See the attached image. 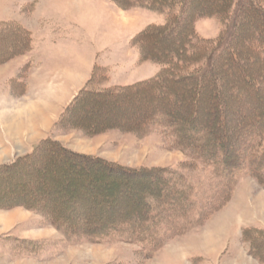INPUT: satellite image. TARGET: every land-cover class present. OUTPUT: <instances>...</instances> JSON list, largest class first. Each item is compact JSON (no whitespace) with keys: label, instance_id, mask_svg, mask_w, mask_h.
<instances>
[{"label":"rangeland","instance_id":"1","mask_svg":"<svg viewBox=\"0 0 264 264\" xmlns=\"http://www.w3.org/2000/svg\"><path fill=\"white\" fill-rule=\"evenodd\" d=\"M212 1L207 0V4ZM147 3L124 8L115 0H0V21H11L20 34L28 33L29 49L32 46L35 49L32 52L37 55L36 61L38 53L45 49L44 57L48 61L47 79L35 86L30 97L23 95L22 77L28 68L25 56L19 54L9 59L13 60L9 69H4L7 61L0 64V78L10 77L8 85L12 90L11 97L0 99V135L11 136L16 143L14 136L17 135L29 137V141L34 139L29 151L16 152L0 165L32 151L43 139L52 140L67 153L82 158L83 162H76L67 172L55 175L57 168L65 162L61 156L62 161L56 162L55 167L40 170V173L54 179L56 187L66 184V190L83 188L90 192V199H95L91 212L97 214V222L104 220L103 214L108 208L114 216L132 209L138 202L133 194L150 190L153 180L145 177L146 185L141 189L135 185L139 177L129 176L122 189L111 196H101L102 192L86 185V179L102 184L100 186L105 190L113 180L123 178L116 171L106 172V166L120 168L126 175H131L129 173L135 169L171 168L192 175L196 187L202 186L199 181L202 183L206 174L197 163L189 167V158L166 141L160 128L139 134L117 125L121 122L130 125L139 119L142 103L95 107L91 104L95 98L76 99L85 88L103 90L130 85L157 74L161 65L151 59H142L132 43L133 37L146 24H164L166 20L167 12L151 9ZM234 10L235 5H232L226 17L230 18ZM227 18L212 15L196 19L193 24L197 37L216 40L224 32ZM183 24L181 22L178 27ZM252 27L249 24L246 32ZM175 36L176 30L167 40L174 41ZM77 66L81 68L79 74L74 71ZM160 96L163 95L154 99H160ZM257 101L251 102V107L264 106V96L258 97ZM77 102L81 108L73 109L71 105ZM201 106L202 110L206 109L203 104ZM176 108L179 111V105ZM181 113L185 115L186 112L182 110ZM240 115L234 114L231 118L237 121ZM95 125L103 128L93 133L91 129ZM234 132L229 129L230 134ZM87 159L92 163H85ZM103 163L106 166L103 167ZM29 164L34 166L35 163L31 160ZM29 164H25L23 170L19 169V173L8 176L9 179L3 177L0 192L13 182L30 178L26 171ZM83 169L86 172L79 180L71 185L66 183ZM232 194L234 197L231 195L224 207L204 216L200 224L190 229L193 231L190 236L167 239L151 254L136 243L68 240L43 213L22 206L0 208V238L12 235L23 238L13 241L8 251L10 258L0 248V264H234L239 260L243 261L239 264H254L248 258L251 247L256 245L261 251L264 247V187L247 174L239 173ZM59 195L53 203H65V195L61 192ZM128 198L132 204H128ZM243 251L247 252L245 256ZM239 254L241 259L236 262L235 257Z\"/></svg>","mask_w":264,"mask_h":264},{"label":"trees","instance_id":"2","mask_svg":"<svg viewBox=\"0 0 264 264\" xmlns=\"http://www.w3.org/2000/svg\"><path fill=\"white\" fill-rule=\"evenodd\" d=\"M115 1L124 8L148 2L151 9L167 12L164 24L147 25L132 39L141 58L151 59L161 68L156 75L130 85L103 90L85 88L76 99L95 98L91 103L95 107L142 103L139 119L130 125H117L139 134L160 128L166 141L189 158V167L197 163L206 170L203 182L199 181L202 186L194 185L192 175L171 168L135 169L126 175L120 168L103 163L106 172L116 171L123 178L113 180L105 190L102 184L86 179V185L102 192L101 196H111L122 189L129 176L139 177L135 185L141 189L146 185L145 177L153 180L150 190L133 194L138 202L132 209L114 216L108 208L104 220L97 222V214L91 212L95 199H90V192L83 188L66 190V184L56 187L54 179L40 173L55 167L63 156L65 162L56 167L55 175L83 162L46 138L32 151L0 165L1 183L3 177L9 179L19 173L31 160L35 163L25 168L30 178L3 188L0 208L22 206L43 213L68 240L136 243L151 254L165 240L186 234L204 216L224 207L231 198L237 174L245 173L264 187V106L251 107V102L255 104L258 97L264 96V0H213L210 4L207 0ZM232 5L235 10L227 18ZM212 15L228 19L224 32L213 41L197 37L194 21ZM181 22L184 24L179 28ZM249 24L252 30L246 32ZM14 25L0 21V64L29 50V34H20ZM175 30V40H167ZM158 95L163 96L154 99ZM175 105H179V111ZM71 107L79 109L81 104ZM239 113V120L231 118ZM101 128L95 125L91 132ZM229 129L235 132L230 134ZM84 161L92 163L91 159ZM85 172L83 169L74 174L66 183L74 184ZM59 192L65 195V203H53L60 198ZM126 201L133 203L129 198ZM262 250L255 245L249 254L264 263V247Z\"/></svg>","mask_w":264,"mask_h":264},{"label":"crops","instance_id":"3","mask_svg":"<svg viewBox=\"0 0 264 264\" xmlns=\"http://www.w3.org/2000/svg\"><path fill=\"white\" fill-rule=\"evenodd\" d=\"M33 50H35V49L32 46L31 50L29 49V51H27V52H25V53H23L21 55V56H23V55L25 56L24 57L25 60H26L25 64H28V68H27L26 72L24 73V76L22 77L23 78V83L25 84L23 86V93H24L23 95H24V97H30V95L32 94L35 86L37 84L41 85L42 83H45V79H47L45 75L48 72V68H47V64H46V63H48V61L44 57V53L46 54V51H45L46 49L44 51L43 50L40 51V54L38 53V55H39L38 61H36L37 60V57H36L37 55L34 52H32ZM35 57H36V59H35ZM12 62H13V60L7 61L4 64V67H5L4 69H9V66H11ZM80 70H81V68L79 66H77V68H75L74 71H76L79 74ZM1 79L2 78H0V80ZM2 80H3V82L2 83L0 82V99L1 98H9L12 95L11 86L8 85V83H10V77H8V78L7 77L6 78L3 77ZM65 82L67 83V80H65ZM6 83H7V85H6ZM19 136L20 135L14 136L15 139H17V143H16L11 136L5 137V136L0 135V152H2V159L0 160V162L2 160H4L5 158H7V157H11L12 154H14L16 152L17 153H21L22 151H25L27 149L29 151V149H30V147L32 145L31 142H33L34 139L32 141H29L28 140L29 137L25 138L24 135H22L19 138ZM6 163H8V162H6ZM232 196H233V194H232ZM191 233H193V231L187 232L186 234L180 236V238L185 237V236H190ZM19 238H21V237L20 236H16V235H12L11 237L3 236L2 238H0V248H2L3 251L7 252L6 253L7 257L10 256L8 251H10L9 248L13 244V241H17V239H19ZM10 239H12V240L10 241ZM21 239H23V238H21ZM26 239H28V238H26ZM28 240H31V239H28ZM32 240H34V239H32ZM243 253H244V251H243ZM246 253H244L243 255L245 256ZM241 256L242 255H240V254L236 255V257H235L236 260L235 261L237 262L239 260V258L241 259ZM248 258L250 260H252L254 262V264H264V263H260L259 261H257V259L255 260V258L253 256H251V255L248 256ZM239 261L240 262H237L238 264L243 262L241 260H239ZM237 263H234V264H237Z\"/></svg>","mask_w":264,"mask_h":264}]
</instances>
